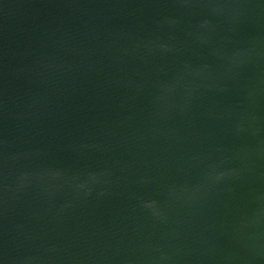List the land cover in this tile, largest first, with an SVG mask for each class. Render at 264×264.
Segmentation results:
<instances>
[{"label":"water","instance_id":"water-1","mask_svg":"<svg viewBox=\"0 0 264 264\" xmlns=\"http://www.w3.org/2000/svg\"><path fill=\"white\" fill-rule=\"evenodd\" d=\"M0 264H264V0H0Z\"/></svg>","mask_w":264,"mask_h":264}]
</instances>
